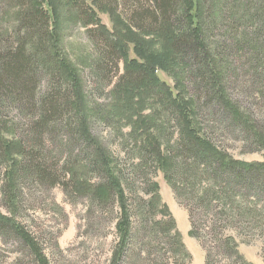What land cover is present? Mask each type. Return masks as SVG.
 Masks as SVG:
<instances>
[{"label": "rangeland", "instance_id": "374dc122", "mask_svg": "<svg viewBox=\"0 0 264 264\" xmlns=\"http://www.w3.org/2000/svg\"><path fill=\"white\" fill-rule=\"evenodd\" d=\"M54 2L59 12V41L54 47L58 46L60 51L54 60L65 59L75 71L83 103H79L76 93L74 97L73 86L66 79L64 84L58 74L55 80L51 74L40 76L33 100L19 101L11 95L0 97V213L15 220L35 239L49 264H111L121 209L115 193V197L104 202L95 199L90 191L109 182L111 172L106 171L99 157L101 151L109 161L107 168L121 181L131 216L133 241L122 264H206L203 244L190 235L189 210L206 234L207 246H220L231 236L246 262L264 264L263 195L256 190L248 191L244 200L240 197H232L234 201L216 200L208 209L197 200V192L209 182L208 177L192 180V191L185 192L189 188L183 187L186 177L182 164V172L174 174V182L182 194L178 196L176 187L166 180L162 170L156 169L145 150L147 141L152 145L161 143L164 151L171 148L178 141L180 127L175 125L176 116L169 114L166 100L155 86L148 91L141 87L132 90V107L129 91L127 95L119 93L127 78H140L138 74H125L128 60L118 45L116 51L112 48L125 32L120 20L127 22L125 19L140 9L136 8V0ZM247 2L228 0V7L242 11ZM141 7L147 8V3ZM257 7L256 3L249 6L252 12L257 11L249 20L225 12L206 30L220 61L226 97L239 109L244 123L235 122L227 110L208 98L203 90L205 81L200 84L201 79L194 76V63L187 65L186 75L190 71L192 75L186 76L184 83L187 98L195 97L197 102L201 133L220 151L246 163L264 162V33L261 32L264 12ZM22 8L27 12L30 1L0 0L1 54L7 53L4 52L7 48L13 52L24 37L26 47H34L28 28L18 29ZM142 19L144 25H150L149 17ZM35 40L38 43L37 37ZM244 42L246 45H242ZM259 46L260 54L254 52ZM132 48H127L129 60L134 58ZM159 78L170 87L177 80L173 74L162 71ZM51 94L58 97L62 109L50 128L40 134L36 125L41 102ZM136 103L140 104L139 110ZM79 123L95 144L83 137ZM3 140L13 147L17 143L23 147L12 150L23 168L15 177V190H11L8 175L11 164L5 156ZM185 158L188 167L190 157ZM36 166L44 170L43 179L33 171ZM73 171L77 181L73 180ZM81 182L91 186L84 194L77 192L76 186ZM154 183L159 185L156 195L151 193ZM226 202L233 203L240 212L231 223L222 216ZM211 251L213 264L240 262L231 250ZM0 264H38L11 225L0 227Z\"/></svg>", "mask_w": 264, "mask_h": 264}, {"label": "trees", "instance_id": "16d2710c", "mask_svg": "<svg viewBox=\"0 0 264 264\" xmlns=\"http://www.w3.org/2000/svg\"><path fill=\"white\" fill-rule=\"evenodd\" d=\"M31 8L27 12L22 8L18 20V29L23 26L28 28L29 40L32 41L34 47L28 49L25 45V37L18 43V46L9 52L8 48L4 50L5 54L0 53V97L13 96L15 99L33 100L35 97V86L42 74L52 75L54 80L56 75L63 78L64 84L73 86V93L76 98H79V103H83L82 90L78 77L75 76V71L69 66L65 59L55 62V58L60 54L58 46L54 47V43L59 41L57 21L59 12L54 0H29ZM147 3V8L141 7ZM139 8L136 13L127 22L121 21L124 27V33L119 42H115L112 48L116 51L118 45L121 51L127 58L128 68L125 72L127 75L138 74L140 78H127L124 84L121 85L122 90L119 93L127 95L128 101L132 107L133 93L132 90L148 91V88L155 86L163 95L162 99L166 100L168 109L172 115L175 125L180 127V135L178 141L171 148L165 151L162 149V144L152 145L147 141L145 150L151 157L156 169L162 170L166 180L178 191L179 189L174 182V174L181 171L184 164L183 187L185 192L192 191L190 183L195 180H200L202 177H208V183L197 192L199 203L207 205L208 209L212 208L213 203L226 200L227 198L240 197L242 200L248 191L256 190L259 195L264 196V162L262 163H246L238 161L228 156L223 151H220L212 142H210L198 128L197 123V102L195 97L191 100L187 98L185 86L187 65L194 63V76L201 79L198 83L203 84V90L208 94L211 101H216L223 109L232 116L235 122L242 125L244 123L239 109L235 107L226 97L225 85L223 84V74L219 68L220 61L217 60L215 47L209 43V35L206 30L214 25L219 17L229 12L231 15H237L242 20H249L257 11L252 12L249 6L257 4L258 10L264 12V0H248L244 9L237 11L234 8L228 7V0H136ZM44 5H48L47 8ZM227 8V11L223 10ZM50 9V10H49ZM142 16H147L151 20L149 26L144 25ZM241 20V21H242ZM240 21V22H241ZM136 22L137 24H134ZM50 28L51 31H50ZM264 29L261 30V32ZM151 36L150 38H148ZM37 37V41L35 40ZM242 45H246L244 42ZM133 47L134 58L130 59V54L127 48ZM118 51L120 52L119 48ZM253 52V50H252ZM255 53L261 52V47L254 50ZM121 55H123L121 53ZM57 56V57H56ZM53 63H58L53 65ZM192 67V66H191ZM173 74L177 79L175 86L170 87L166 82L159 78V72ZM183 74V77H180ZM67 81H66V80ZM53 80V86L55 81ZM73 84H71L70 82ZM123 83V82H122ZM75 89V90H74ZM200 89V88H199ZM201 90V89H200ZM124 91V92H123ZM202 91V90H201ZM200 94V92H199ZM73 97V98H74ZM184 97V98H183ZM58 97L51 96L45 98L41 102L39 117L37 120L38 131L50 128L52 121L56 119V115L61 112L62 104L57 99ZM187 98V99H186ZM43 99V98H42ZM76 101V100H75ZM135 107L139 110V105ZM76 105V104H75ZM74 106L73 101L70 104ZM167 111V110H165ZM79 130L83 137L90 142H93L90 133L82 128L79 123ZM45 130L43 132H45ZM252 130V129H251ZM260 138V137H259ZM93 144H95L93 142ZM5 156L10 161V170L8 171L11 190L16 184L15 177L20 169L21 163L12 155L14 148L23 149L22 144L17 143L14 147L12 143L3 140ZM182 154L184 157L182 158ZM106 171H110L109 182L106 186H99L92 190V195L95 199L108 202L113 198L114 193L120 204L121 217L117 224L118 242L115 247L111 264H122L130 251L133 228L131 225L130 211L127 207V199L125 191L122 187L120 179L108 169L109 161L99 154ZM189 158L190 166L185 167ZM27 170H30L28 168ZM35 174L43 179L45 177L44 170L39 166L33 170ZM44 174V175H43ZM73 180L77 181L76 172H72ZM193 180V181H192ZM77 192L84 194L90 185L83 182L77 184ZM159 191V185L154 183L151 186L152 195H156ZM156 193V194H155ZM232 195V196H231ZM115 197V196H114ZM232 201L234 199L232 198ZM153 205V204H152ZM224 221L229 223L235 220V217L240 216V212L235 209L233 203H225L223 205ZM192 228L190 235L203 244L206 251V264H213L212 249H217L218 253L231 250L240 260L239 264H249L246 262L238 251L236 241L233 237L228 236L224 239V244L211 248L204 242L206 234L202 233V229L194 220V213L190 211ZM216 215V214H215ZM220 214L216 215L219 217ZM216 220L215 222H218ZM2 225H11L16 233L24 240L34 254L38 264H49L47 258L43 255L41 248L35 239L27 233L15 220L8 218L0 213V227ZM214 234L217 231L213 230ZM219 239V233L215 236ZM180 247H183L180 244Z\"/></svg>", "mask_w": 264, "mask_h": 264}]
</instances>
